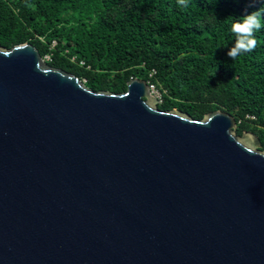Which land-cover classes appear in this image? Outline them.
Returning a JSON list of instances; mask_svg holds the SVG:
<instances>
[{
  "label": "water",
  "instance_id": "obj_1",
  "mask_svg": "<svg viewBox=\"0 0 264 264\" xmlns=\"http://www.w3.org/2000/svg\"><path fill=\"white\" fill-rule=\"evenodd\" d=\"M157 104L0 47V264H264L258 137Z\"/></svg>",
  "mask_w": 264,
  "mask_h": 264
},
{
  "label": "trees",
  "instance_id": "obj_2",
  "mask_svg": "<svg viewBox=\"0 0 264 264\" xmlns=\"http://www.w3.org/2000/svg\"><path fill=\"white\" fill-rule=\"evenodd\" d=\"M252 12L257 47L231 59L232 26ZM20 43L93 91L121 93L138 78L162 93L159 110L225 111L264 149V0H0V47Z\"/></svg>",
  "mask_w": 264,
  "mask_h": 264
},
{
  "label": "clouds",
  "instance_id": "obj_3",
  "mask_svg": "<svg viewBox=\"0 0 264 264\" xmlns=\"http://www.w3.org/2000/svg\"><path fill=\"white\" fill-rule=\"evenodd\" d=\"M178 4L187 7V0H178ZM262 23L260 14L252 12L242 18V22H236L232 26V31L237 39L235 45L228 50V57L236 59L243 53H249L257 47L256 33L261 29Z\"/></svg>",
  "mask_w": 264,
  "mask_h": 264
},
{
  "label": "built area",
  "instance_id": "obj_4",
  "mask_svg": "<svg viewBox=\"0 0 264 264\" xmlns=\"http://www.w3.org/2000/svg\"><path fill=\"white\" fill-rule=\"evenodd\" d=\"M54 45V42L52 43V46ZM42 59L46 62L50 60V55L46 54L42 57ZM80 64L82 65L83 62H80ZM154 74V71L151 72L150 76ZM149 88V91L151 93V95L157 99V103H160L162 100V93L158 90V88L156 87V85L152 82H146ZM252 118V117H250Z\"/></svg>",
  "mask_w": 264,
  "mask_h": 264
},
{
  "label": "rangeland",
  "instance_id": "obj_5",
  "mask_svg": "<svg viewBox=\"0 0 264 264\" xmlns=\"http://www.w3.org/2000/svg\"><path fill=\"white\" fill-rule=\"evenodd\" d=\"M84 82V80H82Z\"/></svg>",
  "mask_w": 264,
  "mask_h": 264
}]
</instances>
